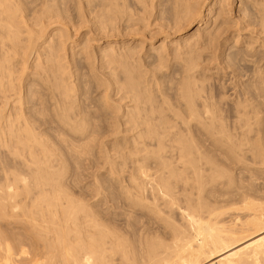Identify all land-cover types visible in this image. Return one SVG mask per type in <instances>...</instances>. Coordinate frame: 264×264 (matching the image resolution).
<instances>
[{"label": "bare ground", "instance_id": "6f19581e", "mask_svg": "<svg viewBox=\"0 0 264 264\" xmlns=\"http://www.w3.org/2000/svg\"><path fill=\"white\" fill-rule=\"evenodd\" d=\"M0 264H264V0H0Z\"/></svg>", "mask_w": 264, "mask_h": 264}, {"label": "rangeland", "instance_id": "374dc122", "mask_svg": "<svg viewBox=\"0 0 264 264\" xmlns=\"http://www.w3.org/2000/svg\"><path fill=\"white\" fill-rule=\"evenodd\" d=\"M85 170V169H84ZM93 171H90V170H85V171H82V174H81V180L82 181H80V187H83V189L85 190V192H83L82 190V193H84L85 195H87V198L89 197L88 195L90 194V192H92L93 190H94V188L92 189V188H90L91 186H90V184L92 185V181L94 180L93 178V176H91V175H93V173H92ZM92 173V174H91ZM83 175V176H82ZM90 176V177H89ZM93 177V178H92ZM85 179V180H84ZM91 179H93V180H91ZM88 180V181H87ZM87 187V188H84V187ZM90 186V187H89ZM91 189V191H89ZM88 201H89V199H87ZM92 200H90V202H91ZM178 222V221H177ZM180 222V221H179ZM177 224H179V223H177ZM153 226V227H152ZM150 227H152L151 229H152V231H154V229L153 228H155V226H154V224H152L151 226H149V228ZM32 253H30L29 255H31ZM28 255V256H29ZM41 260V259H40Z\"/></svg>", "mask_w": 264, "mask_h": 264}]
</instances>
